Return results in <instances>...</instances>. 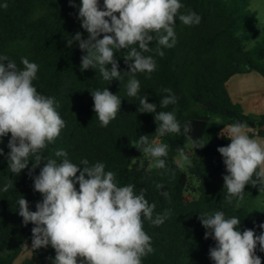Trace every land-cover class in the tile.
<instances>
[{"label":"trees","instance_id":"16d2710c","mask_svg":"<svg viewBox=\"0 0 264 264\" xmlns=\"http://www.w3.org/2000/svg\"><path fill=\"white\" fill-rule=\"evenodd\" d=\"M180 2L184 7L179 14L194 11L201 17L200 23L187 26L177 18L176 43L172 48L159 46L155 39L157 34H152L151 51L144 55L155 59L156 70L150 74H135L140 89L136 97H130L127 84L131 74L124 59L130 49L114 53L121 71L120 79L105 81L98 67L81 70V58L87 51L79 48V41L68 46V40L78 32L82 39L88 38L79 18L81 0H0V57H8L20 69L23 68L22 57L36 63L38 71L33 86L40 94L54 98V107L65 121L60 135L43 150L45 160L32 176L29 175L32 157L28 168L20 174L11 172L7 159L11 134L0 137L3 150L0 154V264H14L26 249L24 238L32 240L35 225L23 224L18 214V200L25 198L29 210L36 211V204L42 202L43 195L34 190L33 177L39 175L47 159L62 162L64 157L55 155L58 150L67 152L70 162L81 169L83 159H87L90 166L104 163L106 172H114L117 186L133 184L136 194L144 189L149 204L156 205L153 219L169 211L168 218L159 226L143 218L153 251L142 257L141 264H215L209 250L217 242L212 237L205 239V232L209 230L202 226L200 214L222 211L226 219L236 217L241 221L237 226L241 233L246 229L253 230L257 236L264 232L260 227L264 224V211L253 214L240 206L242 201L235 197L228 202L223 180L228 173L217 151L231 143L220 134L235 122L248 126L250 122L255 123L256 128L248 133L250 138L264 140V114L246 115L228 90L229 80L239 74L256 72L264 79V32L256 28L257 14L251 10V0ZM5 4L7 7L3 6ZM99 4L103 10V0H99ZM103 35L97 39H102ZM251 40L258 44L247 49L246 42ZM157 47L164 51L163 57L156 54ZM107 67L110 69L111 65ZM106 88L121 99V108L116 118L103 127L94 111L91 92ZM165 88L171 89L177 103L161 108L159 101L168 95L163 91ZM145 96L149 103L157 104V112L175 110L181 125L180 134L160 137V142L168 145V156L162 157L166 163L163 169L149 170L151 161L148 160H143L141 170L134 165L136 159L144 155L135 147L136 141L142 135H148L149 141L154 139L159 125L155 113L139 111L140 98ZM186 124L191 125L187 134L183 131ZM181 148L191 161L185 170L175 163ZM8 180L13 186L4 192ZM157 185L162 187L157 188ZM76 189L79 191L78 183ZM165 192L167 196L163 195ZM187 194L195 198L189 201ZM55 255V249L47 250L38 259L21 264H54ZM256 255L264 264V252L260 251L259 244Z\"/></svg>","mask_w":264,"mask_h":264},{"label":"clouds","instance_id":"9594fccd","mask_svg":"<svg viewBox=\"0 0 264 264\" xmlns=\"http://www.w3.org/2000/svg\"><path fill=\"white\" fill-rule=\"evenodd\" d=\"M3 6L7 7V4ZM183 7L180 0H103L101 10L99 0H81L79 18L88 38L82 39L78 32L68 40V46L79 41V48L87 51L81 58V70L98 67L105 81L120 79L121 71L114 53L130 49L124 57L131 74L127 95L136 97L140 82L135 74H150L157 67L152 56L144 55L151 51L152 34H157L155 39L159 46L172 48L176 43L174 25L177 18L187 26L200 23L201 17L194 11L179 14ZM101 34H104L103 38L97 39ZM155 51L160 57L165 55L161 47ZM21 62L22 69L8 57H0V137L11 134L7 156L11 172L20 174L28 168L32 157L29 170L32 176L45 160L43 150L60 135L65 121L54 107V98L40 94L33 86L38 65L24 57ZM163 91L168 95L159 101L160 107L175 105L177 98L171 89ZM91 95L101 126L107 127L120 111L121 99L107 88L94 90ZM139 104L141 113H155L159 125L154 139L149 141L148 135H142L135 147L151 159L149 170L163 169L166 163L162 157L168 156V145L161 143L160 137L180 134L181 125L175 110L157 112V104L149 103L146 96L140 98ZM183 131L189 133L191 125L186 124ZM250 131L245 123L235 122L220 134L231 141L217 149L228 173L223 180L229 203L234 197L243 201L245 185L249 182L253 186L264 185V140L250 138ZM178 153L177 167L183 169L186 164L190 165L183 148L178 149ZM55 155L64 157L62 162L58 164L55 159H47L39 175L33 177L34 190L43 195L42 202L36 204V211L29 210L25 198L18 200V214L23 218V224L26 226L31 222L35 225L32 248L50 244L56 252L54 264H141L142 257L153 251L143 218L159 226L168 218L169 211L157 214L153 219L156 205L149 204L145 190L136 194L133 184L117 186L114 172H106L104 163L90 166L89 161L83 159L81 169L70 162L67 152L58 150ZM140 167H143L142 160ZM253 176L257 179L253 180ZM12 186V181L8 180L3 191L8 192ZM161 187L157 185V188ZM199 219L209 230L205 232V239L212 237L217 242L209 250L215 264H262L256 255V247L259 244L260 251L264 252V232L257 236L253 230L246 229L241 233L237 229L241 221L236 217L226 219L222 211L200 214ZM260 227L264 229V224Z\"/></svg>","mask_w":264,"mask_h":264},{"label":"rangeland","instance_id":"374dc122","mask_svg":"<svg viewBox=\"0 0 264 264\" xmlns=\"http://www.w3.org/2000/svg\"><path fill=\"white\" fill-rule=\"evenodd\" d=\"M251 10L257 14L256 28L258 30L264 32V0H251ZM246 43H247V49H253L257 46L258 41L251 40V41L246 42ZM258 77H261V76L259 75ZM260 79H262V78H260ZM250 83H251V85L254 83L253 85L255 86V90L250 89V91L244 92L245 96H242L243 97L242 100L244 101V105L247 107H250V105H252L251 104L252 102H250V99L252 98V96H254V98H255V96L256 97L259 96L261 94V92H259V89H261L263 87V85L261 86L258 82H250ZM232 99L234 101L238 102L237 98L232 97ZM261 104H262L261 108L258 111L253 110V111L249 112V110L245 111L243 106H242V108H243L244 112L246 113V115H249V116L250 115H254V116L256 115V117H257V114H261V113L264 114V101ZM251 131H253L252 128H251ZM255 138H258V137H255ZM259 139H261V138H259ZM138 160L151 161V160H149V157L142 155L141 157L136 159V161L134 162V165H137ZM184 170H185V167H184ZM256 179H257L256 177L253 178V180H256ZM263 188H264V185H261L260 183H257L255 186H253L250 182V184H248V186L246 187L245 197H244V200L240 203V206H243L244 208H246L249 212H251L253 214L262 213L264 211ZM194 198H195L194 196L187 194V199L189 201L193 200ZM24 240L26 243V249L18 257V259L15 261L14 264H21L23 261L31 260L33 258L38 259V257L41 254H43L47 250L53 249L51 247V245L49 244L47 247L38 248V250L36 251V249L32 248V240L30 238L25 237Z\"/></svg>","mask_w":264,"mask_h":264},{"label":"crops","instance_id":"0c3cea01","mask_svg":"<svg viewBox=\"0 0 264 264\" xmlns=\"http://www.w3.org/2000/svg\"><path fill=\"white\" fill-rule=\"evenodd\" d=\"M258 76L259 74L256 72H251L247 74H239V75L232 77L228 82V90H229L230 95L232 97L237 98L238 102L244 107L245 111L246 110H249V112L253 110L258 111L261 108V105H262L261 103H263L264 101V79ZM260 78H262L263 80ZM250 82H258L261 86L263 85V87L259 89V92H261L259 96L257 97L255 96V98L254 96H252V98L250 99V102H252L251 103L252 105H250V107H247L244 105L242 96H245L244 92H248L250 91V89L255 90V86L253 85L254 83L251 85ZM261 115H263V113L257 114V117ZM250 116H254V115H250ZM254 117H256V115Z\"/></svg>","mask_w":264,"mask_h":264},{"label":"water","instance_id":"95a60500","mask_svg":"<svg viewBox=\"0 0 264 264\" xmlns=\"http://www.w3.org/2000/svg\"><path fill=\"white\" fill-rule=\"evenodd\" d=\"M241 123H243V122H241ZM249 126H250L252 129H255V128H256V124L253 123V122H250V123H249ZM140 161H141V160H138V163H137V165H136V169H137V170H141V169H142V168L140 167Z\"/></svg>","mask_w":264,"mask_h":264}]
</instances>
